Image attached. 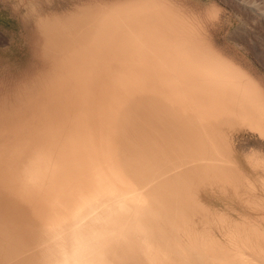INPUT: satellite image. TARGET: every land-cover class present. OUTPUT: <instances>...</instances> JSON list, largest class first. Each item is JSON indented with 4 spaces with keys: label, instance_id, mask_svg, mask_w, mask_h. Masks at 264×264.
Masks as SVG:
<instances>
[{
    "label": "bare ground",
    "instance_id": "bare-ground-1",
    "mask_svg": "<svg viewBox=\"0 0 264 264\" xmlns=\"http://www.w3.org/2000/svg\"><path fill=\"white\" fill-rule=\"evenodd\" d=\"M264 68V0H218ZM219 5L204 9L214 19ZM0 96V264H264V89L176 0L39 22Z\"/></svg>",
    "mask_w": 264,
    "mask_h": 264
},
{
    "label": "rangeland",
    "instance_id": "rangeland-1",
    "mask_svg": "<svg viewBox=\"0 0 264 264\" xmlns=\"http://www.w3.org/2000/svg\"><path fill=\"white\" fill-rule=\"evenodd\" d=\"M106 0H0V96H13L22 82L45 66L40 58L41 30L39 22L54 15H65L79 6ZM190 12L199 16L206 26V35L212 44L251 75L264 89V68L247 50L229 37L239 23L232 9L218 0H176ZM216 2L217 17H204L203 9ZM264 45V44H263ZM20 84V85H21ZM237 145H247L264 152V137L249 130H240Z\"/></svg>",
    "mask_w": 264,
    "mask_h": 264
}]
</instances>
